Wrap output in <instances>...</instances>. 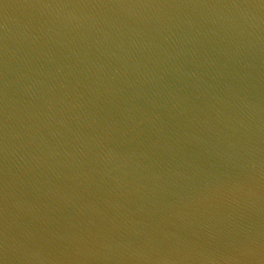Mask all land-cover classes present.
Here are the masks:
<instances>
[{"label": "water", "instance_id": "water-1", "mask_svg": "<svg viewBox=\"0 0 264 264\" xmlns=\"http://www.w3.org/2000/svg\"><path fill=\"white\" fill-rule=\"evenodd\" d=\"M0 264H264V0H0Z\"/></svg>", "mask_w": 264, "mask_h": 264}]
</instances>
